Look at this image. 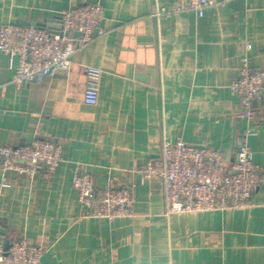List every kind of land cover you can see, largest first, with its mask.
<instances>
[{"label":"crops","instance_id":"0c3cea01","mask_svg":"<svg viewBox=\"0 0 264 264\" xmlns=\"http://www.w3.org/2000/svg\"><path fill=\"white\" fill-rule=\"evenodd\" d=\"M212 1L199 16L173 11L179 0H0V26L47 29L71 7L105 9L103 32L94 31L65 72L18 84V57L11 64L0 53V145L49 139L63 157L33 178L7 173L9 187L1 185L0 158L8 241L43 246L42 264H264V187L250 208L165 215L162 181L139 174L163 139L235 159L246 121L230 86L245 53L264 69V0ZM88 65L103 71L96 105L84 101ZM255 107L248 141L264 172V92ZM81 171L97 187L134 183V214L89 217L73 187Z\"/></svg>","mask_w":264,"mask_h":264},{"label":"built area","instance_id":"2783aa9c","mask_svg":"<svg viewBox=\"0 0 264 264\" xmlns=\"http://www.w3.org/2000/svg\"><path fill=\"white\" fill-rule=\"evenodd\" d=\"M213 5L212 0H179L173 11L192 10L203 16ZM162 11L166 12V9ZM104 15L103 5L97 2L63 11L56 27L1 25L0 53L8 55L11 64L14 57H18L14 81L22 84L40 75L53 76L67 71L73 54L100 29ZM246 47L250 49L251 43ZM85 75L84 101L96 105L103 71L88 65ZM230 88L240 100L239 117L246 121L245 130L237 138L234 161L228 163L220 149L195 147L182 138L173 142L163 139L158 156L149 159L139 170L142 182L151 178L162 181L165 215L250 208L254 193L264 187V172L255 165L254 151L248 141L255 130V103L264 92V69L254 67L245 53L239 76ZM0 158L1 185L9 187L7 173L14 171L33 178L41 169H55L63 157L57 142L36 139L27 145H0ZM73 187L79 203L88 209L89 217L114 219L134 214V183L122 188L97 187L95 177L81 171L74 175ZM45 252L43 246L26 239L8 241L0 230V264H42Z\"/></svg>","mask_w":264,"mask_h":264},{"label":"water","instance_id":"95a60500","mask_svg":"<svg viewBox=\"0 0 264 264\" xmlns=\"http://www.w3.org/2000/svg\"><path fill=\"white\" fill-rule=\"evenodd\" d=\"M7 246H8V243H7Z\"/></svg>","mask_w":264,"mask_h":264}]
</instances>
